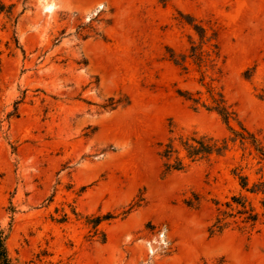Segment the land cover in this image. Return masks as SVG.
Masks as SVG:
<instances>
[{
  "label": "rangeland",
  "instance_id": "374dc122",
  "mask_svg": "<svg viewBox=\"0 0 264 264\" xmlns=\"http://www.w3.org/2000/svg\"><path fill=\"white\" fill-rule=\"evenodd\" d=\"M48 1L0 0L14 4L0 12V227L12 263L264 264V224L209 231L214 201L241 191L235 173L264 180L255 151L236 142L169 172L159 155L171 128L231 135L202 105L208 89L236 111L232 126L264 140V0ZM195 24L217 31L215 60L216 40ZM242 193L264 212L262 195Z\"/></svg>",
  "mask_w": 264,
  "mask_h": 264
},
{
  "label": "trees",
  "instance_id": "16d2710c",
  "mask_svg": "<svg viewBox=\"0 0 264 264\" xmlns=\"http://www.w3.org/2000/svg\"><path fill=\"white\" fill-rule=\"evenodd\" d=\"M14 4L5 5L0 2V12L5 11L7 14L12 15ZM196 32L198 33L202 41L216 40L211 45L213 46L212 54H207L210 61L215 60L212 56L219 57V45H218V33L213 30L210 35H208L207 29L200 24H195ZM14 48H21L25 54V50L20 45L17 36H13ZM12 42L7 43V47L11 48ZM2 51L0 50V65L2 61ZM181 56V55H180ZM183 60L187 58V55H182ZM189 57H192L194 61L198 64L202 63L206 57L202 47H199L194 42L191 45ZM170 59L176 64L180 62L178 55L171 53ZM178 94L182 96L187 101H190L193 107L196 109L201 104V97L195 96L193 92L188 90L183 91L178 89ZM211 98V104L207 105L202 103V105L209 111H215L229 127L231 135L223 138H218L207 133H200L198 131H193L190 134L184 135H174V129H170V137L166 142H160L159 146L161 150L159 155L163 160V166L165 171H181L186 169L191 164L200 162L202 160H210L212 156H222L229 149L231 144L236 142L240 143L241 147L244 149L250 147L254 150L258 156V162H264V140L261 139L257 133L248 129L245 125L240 123V129H236L232 126L231 120L237 117L236 111L228 103L225 95L221 92H214L212 89H208ZM260 97L264 99V90L260 94ZM178 142V143H176ZM182 152L184 155H182ZM187 159V161H185ZM237 170V168H236ZM239 178V183L241 186V191L239 193L233 194L229 199L224 202L215 200L216 214L215 218L209 227L211 235L219 234L227 229H236L242 232L252 233L254 231L260 232V225L264 224V212L261 214L253 202L248 198L247 195L242 193L246 191L253 195H262L260 200L261 207L264 209V180L254 182L250 185L249 176L243 174L242 172L235 173ZM191 207L194 206L192 200L186 201ZM140 203L136 204L139 206ZM131 207L130 209H132ZM104 219L115 218L113 213H108ZM102 217L98 216L96 225L100 223ZM5 234L3 229L0 227V264H13L7 251Z\"/></svg>",
  "mask_w": 264,
  "mask_h": 264
},
{
  "label": "bare ground",
  "instance_id": "6f19581e",
  "mask_svg": "<svg viewBox=\"0 0 264 264\" xmlns=\"http://www.w3.org/2000/svg\"><path fill=\"white\" fill-rule=\"evenodd\" d=\"M48 3H50L48 0H47Z\"/></svg>",
  "mask_w": 264,
  "mask_h": 264
}]
</instances>
